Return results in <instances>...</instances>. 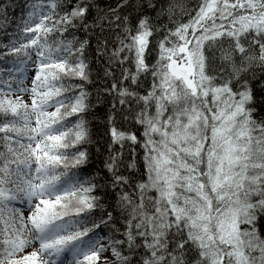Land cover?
Masks as SVG:
<instances>
[{
	"label": "snow or ice",
	"instance_id": "obj_1",
	"mask_svg": "<svg viewBox=\"0 0 264 264\" xmlns=\"http://www.w3.org/2000/svg\"><path fill=\"white\" fill-rule=\"evenodd\" d=\"M177 8L0 0V264H264V0Z\"/></svg>",
	"mask_w": 264,
	"mask_h": 264
},
{
	"label": "trees",
	"instance_id": "obj_2",
	"mask_svg": "<svg viewBox=\"0 0 264 264\" xmlns=\"http://www.w3.org/2000/svg\"><path fill=\"white\" fill-rule=\"evenodd\" d=\"M102 2L104 3H111V4H115L118 2V0H102ZM174 3H176L177 5H180L181 8H177L174 10V14H173V20L176 22H183L185 20L188 19V16L191 14V10L193 5H195L197 3V0H173ZM10 15H15V12L10 13ZM169 26H171V24H169ZM0 39H4V37L0 36ZM92 83H88L85 85V87L88 89V91L91 93V98L93 99V101L95 100V96H96V70L95 68L93 69L92 72ZM77 83H79L80 81L77 80ZM107 105L106 104H96L94 109L92 110L95 113L96 117H100V114L103 113L106 110ZM102 119V117H100ZM68 119H72V117H69ZM93 123V131L95 130V124H96V119L93 118L92 120ZM81 168L84 169V174L87 175L89 174V166H84L82 165Z\"/></svg>",
	"mask_w": 264,
	"mask_h": 264
},
{
	"label": "rangeland",
	"instance_id": "obj_3",
	"mask_svg": "<svg viewBox=\"0 0 264 264\" xmlns=\"http://www.w3.org/2000/svg\"><path fill=\"white\" fill-rule=\"evenodd\" d=\"M104 255H108V253H104Z\"/></svg>",
	"mask_w": 264,
	"mask_h": 264
}]
</instances>
